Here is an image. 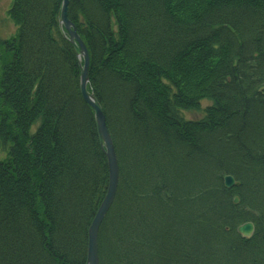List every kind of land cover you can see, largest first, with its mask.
Listing matches in <instances>:
<instances>
[{"label":"trees","instance_id":"1","mask_svg":"<svg viewBox=\"0 0 264 264\" xmlns=\"http://www.w3.org/2000/svg\"><path fill=\"white\" fill-rule=\"evenodd\" d=\"M61 3L11 0L17 34L0 38V264H86L108 186ZM67 14L118 163L99 264H264V0H69ZM204 100L201 120L181 115Z\"/></svg>","mask_w":264,"mask_h":264},{"label":"water","instance_id":"2","mask_svg":"<svg viewBox=\"0 0 264 264\" xmlns=\"http://www.w3.org/2000/svg\"><path fill=\"white\" fill-rule=\"evenodd\" d=\"M68 4L69 0H62L59 25L61 29L62 36L65 37V34L62 29H65L67 33V39L72 45L75 55L78 60H82L83 64L80 68V77H79V91L84 102L92 109L94 113V120L97 130V136L101 148L103 149L106 159L109 172L108 186L106 194L89 226L88 229V242H87V257L86 264H99L98 257V233L100 226L106 217L108 211L110 210L117 191L118 187V163L116 159V154L114 150V145L111 139V136L107 130L106 120L103 113V110L96 100L95 96L88 92V71H89V56L87 49L76 33V30L73 24L68 20ZM224 187L226 189H231L237 184L231 176H225L223 178ZM238 199H234V203H237ZM237 233L245 239H249L254 233V226L252 223L247 222L240 225L237 228Z\"/></svg>","mask_w":264,"mask_h":264},{"label":"rangeland","instance_id":"3","mask_svg":"<svg viewBox=\"0 0 264 264\" xmlns=\"http://www.w3.org/2000/svg\"><path fill=\"white\" fill-rule=\"evenodd\" d=\"M11 0H0V38L10 39L14 38L17 34V28L9 20L7 11L10 7ZM207 101H203L197 110L193 111H182V116L189 120H201L204 117V108L209 105ZM40 124V119L31 127V133H34ZM6 153L0 149V160H4Z\"/></svg>","mask_w":264,"mask_h":264}]
</instances>
